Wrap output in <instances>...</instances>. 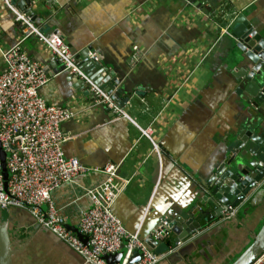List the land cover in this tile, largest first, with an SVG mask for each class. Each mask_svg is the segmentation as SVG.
Returning a JSON list of instances; mask_svg holds the SVG:
<instances>
[{
    "label": "crops",
    "instance_id": "crops-1",
    "mask_svg": "<svg viewBox=\"0 0 264 264\" xmlns=\"http://www.w3.org/2000/svg\"><path fill=\"white\" fill-rule=\"evenodd\" d=\"M31 8L43 32H57L75 52L91 48L103 67L89 76L104 90L118 91V106L134 121L97 104L87 86L62 72L46 45L27 36L0 0L1 47L20 40L51 76L40 94L73 113L62 123L64 154L99 170L118 164L115 183L122 190L112 209L128 231L148 233L165 217L189 214L199 197L211 198L210 185L219 180L217 171L235 137L250 130L247 138H264V102L252 106L242 99L249 94L234 74L245 67L232 60L237 39L230 28L243 15L239 29L249 23L262 32L264 0H34ZM135 47L140 57L134 63ZM3 69L0 54V73ZM135 123L151 128L158 152ZM103 179L100 171L88 172L52 191L55 206L75 227L90 205L85 189ZM248 200L238 205L237 217L221 218L195 237L185 260L162 264L232 262L264 221V194L256 205ZM13 214L10 233L17 240L11 264H89L62 242L30 234L24 215Z\"/></svg>",
    "mask_w": 264,
    "mask_h": 264
},
{
    "label": "built area",
    "instance_id": "built-area-1",
    "mask_svg": "<svg viewBox=\"0 0 264 264\" xmlns=\"http://www.w3.org/2000/svg\"><path fill=\"white\" fill-rule=\"evenodd\" d=\"M3 1L25 28L26 35L46 45L61 65L62 72L78 77L97 104L134 122L118 106L113 91L104 90L82 69L77 62L78 52L73 51L57 32H43L31 17L17 10L9 0ZM227 33V29H222V34ZM134 49L135 63L140 52ZM0 54L4 63L0 73V148L5 152L7 170L4 181L0 154V206L28 210L89 264H116L107 262L102 256L119 250L123 251V256L117 264H158L168 251L158 254L149 250L139 232L128 231L112 209L122 190V186L115 183L118 164L108 163L99 170L75 157H67L62 148L66 140L62 123L73 117V113L47 103L39 92L51 76L40 62L25 53L20 40L8 48L0 45ZM137 127L158 152L151 138V128ZM93 171L102 172L104 179L85 189L90 205L81 213L76 226L86 239L83 241L67 227V218L55 206L51 193L63 183L73 182L77 176ZM166 225L167 221L162 220L157 232L163 239L168 238ZM136 253L140 255L138 260L130 262ZM251 264H264V251Z\"/></svg>",
    "mask_w": 264,
    "mask_h": 264
},
{
    "label": "water",
    "instance_id": "water-1",
    "mask_svg": "<svg viewBox=\"0 0 264 264\" xmlns=\"http://www.w3.org/2000/svg\"><path fill=\"white\" fill-rule=\"evenodd\" d=\"M34 0H15V6L23 11L32 19H37L31 3ZM199 3V2H198ZM243 15L236 17L230 24L235 39H237V50L233 53L232 60H235L238 67H245L244 70H237L234 75L241 78V87L248 91L246 98L242 97L252 106L264 102V30L252 29L249 23L243 24L239 29V20ZM238 23V24H237ZM91 48H87L77 54V62L82 69L93 76L100 67V61L90 55ZM263 70V71H262ZM255 76H259L257 79ZM109 91V90H106ZM114 94L118 91L114 90ZM129 99V98H127ZM251 135L250 130H245L243 135H237L231 142V153L227 154L218 169L219 180L211 186V198L206 200L199 197L189 210V214L175 217L163 218L167 221L168 238L163 239L157 234L158 229L148 233L140 234L147 248L155 253L167 252L163 259L158 263L171 261L173 258L185 260L192 251V241H196L206 228L222 219L237 217L238 205L248 200V205L258 204V198L264 194V138L260 136L247 138ZM2 159V173L4 181L7 180V170L4 164L5 152L0 148ZM6 184V182H5ZM263 185L259 187L260 185ZM15 209V210H14ZM0 206V264H11L12 241L17 240L15 235L10 233V220L13 219V212H21L24 227L30 234L44 233L52 237L55 241H60L71 247L54 235L52 232L41 225L33 215L26 209ZM13 210V211H12ZM235 210V212H233ZM228 213H232L227 217ZM67 227L75 232L83 241L86 239L78 232L77 227L68 222ZM202 235V234H201ZM197 237V238H195ZM23 239V236H20ZM192 239L191 241H189ZM189 241L186 245L185 242ZM184 245V246H183ZM264 251V221L257 232L250 236V242L229 264H251L257 256ZM76 252V251H75ZM123 256V251L105 254L102 256L109 263H119ZM139 254L136 253L130 258V262L138 260ZM87 263V262H86Z\"/></svg>",
    "mask_w": 264,
    "mask_h": 264
}]
</instances>
